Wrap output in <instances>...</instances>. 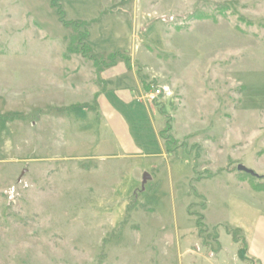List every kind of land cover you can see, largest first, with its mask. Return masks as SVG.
I'll list each match as a JSON object with an SVG mask.
<instances>
[{
  "label": "rangeland",
  "instance_id": "obj_1",
  "mask_svg": "<svg viewBox=\"0 0 264 264\" xmlns=\"http://www.w3.org/2000/svg\"><path fill=\"white\" fill-rule=\"evenodd\" d=\"M110 3L58 1L96 20L97 73L50 0H0V264H242L230 231L264 212V0ZM112 55L171 96L125 104Z\"/></svg>",
  "mask_w": 264,
  "mask_h": 264
},
{
  "label": "crops",
  "instance_id": "obj_2",
  "mask_svg": "<svg viewBox=\"0 0 264 264\" xmlns=\"http://www.w3.org/2000/svg\"><path fill=\"white\" fill-rule=\"evenodd\" d=\"M110 1V6L113 2V0ZM104 7L99 9L97 14H102L103 12H108L109 8ZM117 12H108L105 16L107 17H113L117 21L122 20L121 16H118ZM91 18V17H90ZM83 20V19H80ZM91 19H85L83 21H88ZM93 20V19H92ZM120 68V71L118 72L117 68ZM129 67V66H128ZM102 76L105 80H102V82L105 85L106 81L116 80V79H126L130 83L126 84L123 89L118 91V95L121 96V99H124L125 104L133 103L134 101L136 103H144L139 102L138 100L139 96H143L146 92H144V87H141L139 82L137 81V78L135 76V72L125 69L122 62H119L115 65L110 66L109 68H106L104 71H102ZM134 88L128 90V88ZM106 86L104 89H102V92L100 96L98 97V109L100 111L107 112V114H110V124L114 128V130L117 133L123 134L120 139L119 143L123 144V146H127V135L123 133V130L121 129L122 126H125V123L123 122V114L125 112L118 106L110 107V103L106 99V96H108L104 91L106 90ZM109 91V90H107ZM146 104V103H145ZM122 106V105H121ZM130 107V105H129ZM129 114L132 117H136L137 112L140 111V109H136L135 107H130ZM121 110L123 113H121ZM120 127V128H119ZM122 131V132H121ZM123 138L125 140H123ZM126 149V148H125ZM255 192V191H254ZM245 212L247 215H249L248 220L243 222V225L241 227L237 228V231L240 232L239 237L242 238L244 244H245V254L244 258H240L242 261V264H264V212H259L257 210H253V208L248 207ZM232 241V239H231Z\"/></svg>",
  "mask_w": 264,
  "mask_h": 264
},
{
  "label": "trees",
  "instance_id": "obj_3",
  "mask_svg": "<svg viewBox=\"0 0 264 264\" xmlns=\"http://www.w3.org/2000/svg\"><path fill=\"white\" fill-rule=\"evenodd\" d=\"M58 1L59 0H50L51 7L56 8L57 15L59 16L60 22L63 25V27L69 28L72 30V33L68 38L69 39L68 44L66 45L67 54H70V53L71 54H81L82 52H86V53L89 52L90 53V50L87 46V40L89 37V28L93 22H96V20L91 21V22H66V21H64V16H63L62 11L60 10V6L58 4ZM106 13L107 12H103L102 15H105ZM82 41H84V42L82 43ZM90 55L92 56L90 58L93 61V67H94L95 71L97 73H99L101 70L99 68V64H101V62L100 63L97 62L98 59L94 55H92L91 53H90ZM116 58H119V60L128 63L127 58L112 55V56H109L107 58V61L109 63H108V65L105 64V67H110V66L114 65L116 63V61H115ZM150 90H151V88L146 86V92H148ZM95 99H96V97H95ZM94 102H95V100H93V103ZM82 107H84V106H82ZM236 171H237V169H236ZM240 174L245 175V176L249 177L250 179H253L252 177L248 176L247 174H244V173L243 174L240 173ZM249 186L255 192H264V185H262V184H253V182H249ZM197 225H199V224H197ZM230 233L232 236V242L235 244L237 243L240 246L239 250H238V253L241 256L240 258H244L245 244H244L242 238L239 237L240 232L237 230H233V231H230Z\"/></svg>",
  "mask_w": 264,
  "mask_h": 264
},
{
  "label": "built area",
  "instance_id": "obj_4",
  "mask_svg": "<svg viewBox=\"0 0 264 264\" xmlns=\"http://www.w3.org/2000/svg\"><path fill=\"white\" fill-rule=\"evenodd\" d=\"M171 93L166 87H156L146 92L143 96H141L140 100L146 103L152 104L156 102L159 98H169Z\"/></svg>",
  "mask_w": 264,
  "mask_h": 264
},
{
  "label": "water",
  "instance_id": "obj_5",
  "mask_svg": "<svg viewBox=\"0 0 264 264\" xmlns=\"http://www.w3.org/2000/svg\"><path fill=\"white\" fill-rule=\"evenodd\" d=\"M236 169H237V172L247 174V175H249L251 177H257V175L252 170H249V169H247L246 167H244L242 165H238ZM145 181H146V174H144V176L142 178V184H144Z\"/></svg>",
  "mask_w": 264,
  "mask_h": 264
}]
</instances>
